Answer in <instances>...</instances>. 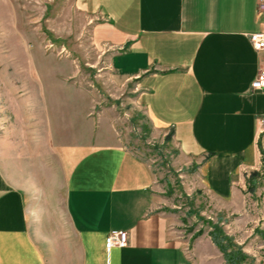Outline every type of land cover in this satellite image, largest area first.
<instances>
[{
	"label": "crops",
	"instance_id": "0c3cea01",
	"mask_svg": "<svg viewBox=\"0 0 264 264\" xmlns=\"http://www.w3.org/2000/svg\"><path fill=\"white\" fill-rule=\"evenodd\" d=\"M82 4L94 19V38L112 49L113 79L132 89L154 129L168 133L197 166L207 191L231 201L250 185L252 172L259 184L264 90L251 84L264 67V49L250 40L264 31L257 0ZM81 94L87 103L81 89L72 99ZM43 96L51 139L46 150L65 166L67 225L48 210L49 189L39 195L37 181H23L0 151V264L228 263L210 238L191 249L172 232L170 216L154 205L151 165L126 145L107 117H87V103L83 115L74 117L89 123L73 134L58 124L72 118L69 92L52 98L44 89ZM260 195L263 201L264 188ZM37 208L45 221L35 225ZM111 230H126L128 245L106 248Z\"/></svg>",
	"mask_w": 264,
	"mask_h": 264
},
{
	"label": "rangeland",
	"instance_id": "374dc122",
	"mask_svg": "<svg viewBox=\"0 0 264 264\" xmlns=\"http://www.w3.org/2000/svg\"><path fill=\"white\" fill-rule=\"evenodd\" d=\"M93 26L82 0H0V151L7 163L23 181H37L39 195L49 189L48 210L66 226L65 166L46 150L51 139L43 91L53 98L64 90L72 99L81 89L88 104L83 94L72 99L66 105L72 118L58 124L79 133L89 122L74 116L83 115L86 104L87 117H107L151 165L155 208L170 216L176 236L191 249L205 238L220 249L214 236L227 248V264H264V176L231 201L209 193L197 166L168 133L154 129L132 89L113 79L112 49L96 41ZM256 186L260 192L249 193ZM33 212L35 225L45 221L39 208Z\"/></svg>",
	"mask_w": 264,
	"mask_h": 264
},
{
	"label": "built area",
	"instance_id": "2783aa9c",
	"mask_svg": "<svg viewBox=\"0 0 264 264\" xmlns=\"http://www.w3.org/2000/svg\"><path fill=\"white\" fill-rule=\"evenodd\" d=\"M258 8L264 10V0H257ZM250 40L256 49H264V31L254 32ZM254 90H264V67L258 71L256 78L251 84ZM261 132H264V114L261 119ZM129 235L126 230H111L105 239L106 248L125 247L128 245Z\"/></svg>",
	"mask_w": 264,
	"mask_h": 264
},
{
	"label": "trees",
	"instance_id": "16d2710c",
	"mask_svg": "<svg viewBox=\"0 0 264 264\" xmlns=\"http://www.w3.org/2000/svg\"><path fill=\"white\" fill-rule=\"evenodd\" d=\"M252 175V177H251V179H250V185L251 184H253L254 185V179H255V177H256V172H252L251 173ZM213 236V235H212ZM214 239H216V243L218 244V246H219V248L221 249V251L224 253V255H227L228 254V251H227V248L226 247H224L222 244H221V241H219V240H217V237L215 238L214 236H213V240ZM215 241V240H214ZM227 259V258H226ZM228 260V259H227Z\"/></svg>",
	"mask_w": 264,
	"mask_h": 264
}]
</instances>
